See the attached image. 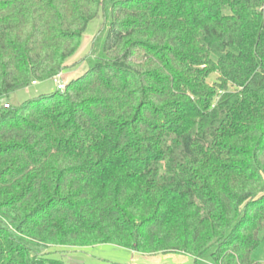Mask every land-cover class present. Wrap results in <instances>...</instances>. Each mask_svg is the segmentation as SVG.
Returning a JSON list of instances; mask_svg holds the SVG:
<instances>
[{"label":"trees","instance_id":"obj_1","mask_svg":"<svg viewBox=\"0 0 264 264\" xmlns=\"http://www.w3.org/2000/svg\"><path fill=\"white\" fill-rule=\"evenodd\" d=\"M99 14L92 66L0 108V264H264V0H0V98L68 69Z\"/></svg>","mask_w":264,"mask_h":264},{"label":"rangeland","instance_id":"obj_2","mask_svg":"<svg viewBox=\"0 0 264 264\" xmlns=\"http://www.w3.org/2000/svg\"><path fill=\"white\" fill-rule=\"evenodd\" d=\"M102 24L103 20L100 14L89 21L77 51L67 59V64L71 66L65 70L64 74H68L69 78H62V81L74 79L92 66L93 59L90 56L92 38L101 31ZM98 44L100 45V43ZM36 83L35 85L31 82L27 87L15 91L14 94L1 97L0 108L7 105L17 106L33 97L56 90V84L52 79L36 81ZM54 257L61 258L66 264H194L191 256L181 253L145 255L111 244L88 247L77 251H65L61 252V255H54ZM253 258L259 262H264V232L261 234V242L254 251ZM196 264H214V262L209 253H206L197 260Z\"/></svg>","mask_w":264,"mask_h":264},{"label":"built area","instance_id":"obj_3","mask_svg":"<svg viewBox=\"0 0 264 264\" xmlns=\"http://www.w3.org/2000/svg\"><path fill=\"white\" fill-rule=\"evenodd\" d=\"M53 82L56 84V89L59 90V91H63L64 88H65V83L64 81H62V78H61V75L58 74V75H55L53 78H52ZM36 81H32V84H35Z\"/></svg>","mask_w":264,"mask_h":264},{"label":"crops","instance_id":"obj_4","mask_svg":"<svg viewBox=\"0 0 264 264\" xmlns=\"http://www.w3.org/2000/svg\"><path fill=\"white\" fill-rule=\"evenodd\" d=\"M64 72H65V71H63V72L60 74V75H61V78H63V79H67V77L69 78V76H67L68 74L65 75ZM66 81H67V80H66ZM66 81H64V83H65ZM36 84H37V83H36ZM36 84H35V85H36ZM12 94H14V92H13Z\"/></svg>","mask_w":264,"mask_h":264}]
</instances>
